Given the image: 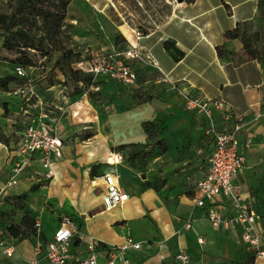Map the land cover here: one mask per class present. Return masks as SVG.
Returning a JSON list of instances; mask_svg holds the SVG:
<instances>
[{"label": "crops", "instance_id": "crops-1", "mask_svg": "<svg viewBox=\"0 0 264 264\" xmlns=\"http://www.w3.org/2000/svg\"><path fill=\"white\" fill-rule=\"evenodd\" d=\"M173 8L162 34L157 25L137 38L133 34L134 29L128 26L132 32L130 39L127 37L130 47L136 45L137 51L144 56L143 61L139 58L128 60L138 73L136 84L127 86L119 83L128 89L126 92H130L132 101L136 100L128 106L127 113L132 118L131 122L139 123V126L128 134L132 133L139 142H145L146 134L140 123L150 120L157 124L166 144L165 153L158 157L161 160L166 156L167 162L160 164V160L154 159L146 166V171L123 160L118 165L114 164L112 170L120 187L128 193V199L123 205L110 209H116L113 212L102 205L103 185L94 186L91 182L95 176L109 169L90 174L91 167L108 156L106 150L101 148L99 153L96 152L98 146L83 145L93 142L94 138L80 143L75 134L77 129L71 126L76 112L81 110L78 103L89 98L77 101L78 92L69 93L60 82L46 85L34 82L29 88L35 94L36 103L30 110L25 101L18 103L19 96L0 89V101H9L7 109L14 114V117L6 116L3 113L5 104L0 105V124L4 134V141H0V187L10 177L17 143L13 135L20 136L24 122L28 118L30 120L29 114L22 113L20 106L27 107L31 113H36L41 106L52 109L51 116L58 119L57 129L63 137V154L52 162L51 177H43L44 170L36 160L33 166L23 171L18 186L0 192V207H4L5 202L10 214L16 212L15 216L12 215L14 223H20L25 210L39 221L42 241L40 252H37L34 249L35 235L12 236L6 228L8 221L0 217V238L14 245L11 257L0 252V264H24L36 257L45 262V242L59 226L62 214L73 216L85 236L81 242L72 244L73 257L86 254L85 244L89 237L101 243L100 249L105 245H121L131 237L140 243V247L126 250V264H179L175 260L179 250L189 255L186 264H202L204 261L207 264H246V260L251 264H264V256H256L241 239V225L224 228L214 227L209 222L207 209L210 207L217 208L224 215L233 213L229 199L218 196L207 201L205 207L194 205L197 196L195 184L207 170L206 157L212 149L210 126L218 131L224 130L232 126L239 116L243 126L237 135L238 149L244 155L245 163L234 183L256 212L255 225L261 241L264 240V60L249 59L240 38L225 39L223 36V32L235 27L237 22L251 24L257 30V24H264V17L259 15L255 0H184ZM118 28L121 34H125L121 24ZM165 42L169 43L167 47ZM217 45L224 49L221 55L216 51ZM104 50L109 51L104 46L100 47V52ZM142 73L148 76V80L139 81ZM139 88L152 95L151 99L138 102L133 92ZM99 89L104 96L109 93V89L103 91L104 84ZM115 91L116 86L113 85ZM51 92H54V97L50 96ZM186 95L208 98L209 114L188 109ZM113 97L121 98L120 94H113ZM216 102L222 103V107H218ZM227 115L230 116L226 118ZM22 120L21 127H12ZM67 137L73 141V149L66 141ZM78 146L84 155L79 164H74L71 151L76 155ZM40 180H48L55 202H67L65 208L57 207V215L42 210V203L33 197V193L45 186L29 191ZM67 182L78 185L71 190L72 186L65 184ZM152 184L158 188H153ZM23 192H28L23 208L15 207L10 196ZM8 197L7 202L5 199ZM81 198H84L83 204L79 203ZM51 218L54 220L52 227L48 222ZM187 220H190V229L183 227ZM97 258L100 263L104 262L101 251ZM72 261L70 259L67 264H72Z\"/></svg>", "mask_w": 264, "mask_h": 264}, {"label": "rangeland", "instance_id": "rangeland-1", "mask_svg": "<svg viewBox=\"0 0 264 264\" xmlns=\"http://www.w3.org/2000/svg\"><path fill=\"white\" fill-rule=\"evenodd\" d=\"M183 1L184 0H71L67 8L64 35L61 37L62 45L72 49L73 52H79L83 59L93 58L102 62V60L105 59L103 55L106 53L123 52L131 49L129 45L130 42L128 43L127 40L128 38L130 39L129 35H131L132 32L129 30L128 26L134 29L133 34L135 37V31L142 35L156 28L157 25L160 26L157 30L162 34L167 28V22L169 20L168 15L174 11L173 5ZM8 3V0H0V14L8 12ZM255 3L259 15L264 17V0H255ZM120 24L122 31L126 35L123 33L121 34L119 30L120 27L118 28ZM257 27L258 29L254 30L251 24L244 23L241 25V29L250 39L251 45L259 51L264 48V24H257ZM260 34L262 35V39L259 38ZM1 43L2 38L0 37V46ZM102 46L109 49V51L104 50L100 52V47ZM60 54V51H54L51 53L50 57L40 58V66L27 72V77L21 76L25 78H15L9 82V92L14 96H19L18 103L22 104V101H25L24 103L30 105L28 106L31 107L30 110L34 109L36 97L35 94H32V89L29 88L30 84L34 82L41 85L60 82L61 86H63V84L66 86V88H63L69 93L75 87L82 89L77 93L79 94V97L76 98L77 101L78 99L83 100L85 98H89V101L78 103V105H81V110L76 112L71 126L77 129L75 134L78 136L77 140H79L80 143L87 142V140L94 138L93 142L89 141L83 145L98 146L99 149L96 152L99 151V153L101 152V148H105L108 155L103 161L96 164L94 174H98L103 168H108L109 170L113 169V164L107 162L111 158V156H109L111 152H119L122 160L126 164L137 166L141 171H146V166L149 165L152 160L157 159L159 161L160 157L156 156L159 152V147L158 145L156 147L151 145L154 136L151 135L146 138L144 136V140L146 139V141L139 142L134 134H128V132H132L135 130L134 128L139 126V123L134 124L131 122L132 118L127 113L128 106L136 103V100L132 101L130 92H126L128 89L121 86L119 84L120 82L106 77H103V79L93 77L92 84L88 86L82 80L75 81L72 71L78 68L76 65L71 64L70 70L66 69V75H64L58 67H53L54 62ZM12 57L13 55L11 53L0 49V77H5L7 75L13 76L15 74L13 63L7 60V58ZM138 58L140 61L144 60L142 54H140ZM82 76L83 75H80V78H82ZM143 80H148V76H144L142 73V77H140L139 81ZM102 84H104L103 91L109 89V93L105 92V96L99 89ZM113 85L116 86L115 92H113ZM15 89H18V94L12 93ZM113 94H115V96L120 94L121 98H114ZM54 95V92L50 93L51 97H54ZM1 101L0 105L5 104L3 113L5 115L7 114L6 116L14 117V114H11L7 109V103H9V101L4 103ZM83 119L86 120V122H84ZM28 121L29 118L24 122V125ZM22 125L23 120L22 122L12 125V127L15 126V128H19ZM91 134L94 135L88 138L87 136ZM13 136L17 139V142L19 136ZM0 141H4L3 126L1 124ZM66 141L69 142L71 145L70 148L73 149L72 140L67 137ZM110 144H112L111 147L109 146ZM149 145L151 146L149 147ZM77 149L78 153L76 155H73V150L71 151L74 164H79L81 156L84 155L79 146ZM146 151L148 155H145ZM165 162H167L166 156L162 157L160 164H164ZM156 167L160 170L158 165H156ZM154 170L157 171V169ZM38 183L40 186L45 187L43 190L33 193V195L35 194L33 197H36L40 201V204L42 203V210L57 215V207L61 205L60 208H65L67 202L63 201L62 204H60V202L54 201L52 198L53 196H51L54 191H49L50 187L48 180H40ZM65 184L68 185L69 183L67 182ZM69 185L72 186L71 190H74L78 184L70 183ZM40 194H42L43 201ZM75 200L78 202V199ZM83 201L84 198H81L79 203L83 204ZM114 210H110L109 212H113ZM13 215L15 216L16 212H14ZM48 222L50 227H52L54 220L51 218Z\"/></svg>", "mask_w": 264, "mask_h": 264}, {"label": "built area", "instance_id": "built-area-1", "mask_svg": "<svg viewBox=\"0 0 264 264\" xmlns=\"http://www.w3.org/2000/svg\"><path fill=\"white\" fill-rule=\"evenodd\" d=\"M138 38L139 32L135 31ZM127 51L111 52L103 55L105 59L99 62L98 59H87L76 63V66L83 71L91 73L96 78H110L127 86H133L138 79V73L128 63L129 59L140 57L136 47H130ZM17 76H26L28 71L22 66L14 67ZM18 94V89L12 91ZM28 99V98H26ZM208 98H198L189 95L185 96V104L188 109L202 110L209 114L207 110ZM218 107L222 103L216 102ZM42 104V103H41ZM36 113H31L27 107H21L22 113L29 114L30 120L23 127L19 140L16 143L13 162L10 168L9 179L0 187V192H4L10 187L15 186L23 171L33 166L36 160L39 161L44 170L43 177L49 178L53 175L51 164L54 160L60 159L63 154V137L57 129L58 119L51 116L52 109L44 106L38 107ZM59 110L62 107H58ZM230 115H227L228 118ZM243 126L242 119L238 116L235 123L224 130L218 131L214 126H210L209 131L212 135V149L207 154V170L197 180L195 191L197 196L194 198V205L205 207L207 201H212L218 196L229 199L233 208L230 215L222 214L217 208L207 209V218L212 226L234 228L241 225V239L255 253L256 256H264V240L261 241L255 221L256 212L250 204L244 200L234 183L237 175L242 171L245 157L238 149L237 135ZM113 163L122 160L119 152L112 153ZM114 165V164H113ZM94 186L103 185L102 205L104 208H111L128 199V193L124 191L117 180L113 170L102 172L91 180ZM1 204V200H0ZM35 243L34 249L40 252L42 241L40 239V223L35 220ZM183 227L190 229V220L185 221ZM84 234L79 229L73 216L62 214L59 217V226L55 229L52 237L45 242L46 252L45 262H41L39 257L33 258L24 264H67L73 259L72 264H122L127 263L125 252L128 248L137 249L140 243L127 237L121 245H105L95 238L89 237L85 244L86 254L83 256L72 255V244L84 240ZM202 242V239H199ZM102 252L104 262L98 261V252ZM0 252L11 257L14 253V245L0 238ZM175 260L179 264H186L189 261V255L184 250H179L175 254ZM202 264H207L204 261Z\"/></svg>", "mask_w": 264, "mask_h": 264}, {"label": "trees", "instance_id": "trees-1", "mask_svg": "<svg viewBox=\"0 0 264 264\" xmlns=\"http://www.w3.org/2000/svg\"><path fill=\"white\" fill-rule=\"evenodd\" d=\"M70 1L71 0H8V12L0 14V37L2 38L0 49L13 55L12 58H7L8 61L13 63V68L20 65L27 71L29 68L34 70L40 66V58H48L54 51H60L61 54L54 62L53 67H58L60 71L66 75V69L70 70L71 64L76 65L79 61L87 60L83 59L79 52H73L72 49L62 45L61 37L64 35L67 8ZM242 24L244 23L237 22L235 27L224 31V38H240L243 43L244 52L249 59L264 60V50L261 49L258 51V49L251 45L250 39L241 29ZM164 44L166 47L169 45L168 42ZM215 48L218 55L224 52L222 45H217ZM72 73L74 74L73 79L75 81L82 80L87 86L92 84L93 75L91 73L83 71L80 68H76ZM80 75H83L82 78H80ZM25 77L17 76L16 72L13 76L7 75L5 77H0V89L10 91V89H8L10 81L15 78L24 79ZM81 90L82 89L75 87L71 93L75 94ZM133 96L137 98L138 102H146L152 97V95L143 91L142 88L136 89L133 92ZM140 125L146 137L151 135L154 136L151 145H153V147L158 145L159 147V152L156 156L164 154L166 151V144L161 135L159 126L150 120H144ZM151 145H149V147ZM145 155H148L147 151ZM95 166L96 165H93L90 169L91 175H94ZM39 186V183L32 185L29 191H34ZM152 187L155 189L158 188L156 184H152ZM27 197L28 192H23L18 195L10 196V199H12L10 202L15 207L23 208V203ZM5 201L8 202L9 197L6 198ZM5 204L4 202L2 205L4 207H0V217L8 221V226H6L8 232L14 237L35 235L34 224L36 219L29 211L25 210L20 218V223L16 224L13 222V212L10 214ZM246 262V264H251V261Z\"/></svg>", "mask_w": 264, "mask_h": 264}, {"label": "bare ground", "instance_id": "bare-ground-1", "mask_svg": "<svg viewBox=\"0 0 264 264\" xmlns=\"http://www.w3.org/2000/svg\"><path fill=\"white\" fill-rule=\"evenodd\" d=\"M132 47H137L136 45H133ZM111 155H112V153H111ZM110 155V156H111ZM110 163H112V164H115V165H118V164H120L121 163V161L120 160H117L116 161V163H113L114 161H113V156L110 158V161H109ZM127 201H124V202H122V203H120V204H118V205H115V206H113V207H111V208H108V209H106V210H110V209H113V208H116V207H118V206H120V205H123L124 203H126Z\"/></svg>", "mask_w": 264, "mask_h": 264}]
</instances>
